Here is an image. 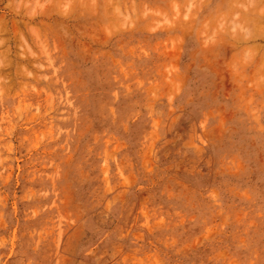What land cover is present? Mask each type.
<instances>
[{"label":"rangeland","instance_id":"rangeland-1","mask_svg":"<svg viewBox=\"0 0 264 264\" xmlns=\"http://www.w3.org/2000/svg\"><path fill=\"white\" fill-rule=\"evenodd\" d=\"M250 1L0 0V264H264Z\"/></svg>","mask_w":264,"mask_h":264},{"label":"bare ground","instance_id":"bare-ground-1","mask_svg":"<svg viewBox=\"0 0 264 264\" xmlns=\"http://www.w3.org/2000/svg\"><path fill=\"white\" fill-rule=\"evenodd\" d=\"M251 1H252V0H251ZM251 1H250V2H251ZM248 2H249V0H248ZM254 2H258V1L255 0ZM254 2H253V3H254ZM258 3H259V2H258ZM220 6H221V5H220ZM216 9H217V8H216ZM255 9H256V8H255ZM247 10H248V9H247ZM234 13H235V12H234ZM246 14H247V11H246ZM240 15H241V14H240ZM241 17H242V16H241ZM252 20H253V19H252ZM255 21H256V20H255ZM245 22H246V21H245ZM262 73H263V72H262Z\"/></svg>","mask_w":264,"mask_h":264}]
</instances>
